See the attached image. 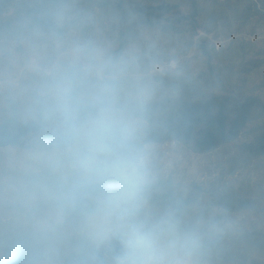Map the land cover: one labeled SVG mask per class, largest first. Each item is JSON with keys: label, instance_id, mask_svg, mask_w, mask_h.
<instances>
[{"label": "rangeland", "instance_id": "1", "mask_svg": "<svg viewBox=\"0 0 264 264\" xmlns=\"http://www.w3.org/2000/svg\"><path fill=\"white\" fill-rule=\"evenodd\" d=\"M35 1L0 20V122L36 126L0 146V224L87 237L88 264H264V0H61L41 22ZM210 97L234 107L227 138H173L162 107ZM130 137L137 162L119 149ZM79 177L102 186L93 214L63 192ZM132 231L149 243L130 246ZM191 239L207 257L184 253Z\"/></svg>", "mask_w": 264, "mask_h": 264}, {"label": "trees", "instance_id": "2", "mask_svg": "<svg viewBox=\"0 0 264 264\" xmlns=\"http://www.w3.org/2000/svg\"><path fill=\"white\" fill-rule=\"evenodd\" d=\"M18 0H0V20L8 10ZM61 0H36L35 6L28 7L26 14L31 17V20L41 22L50 12L51 7L59 5ZM231 101L216 100L214 98H206L204 100H197L194 102H185L183 104H173L168 110L166 105L162 107L161 114L166 116V130L169 131L173 138L185 136L195 142V146L202 148H213L217 142L227 138V127L230 126V119L234 107L230 105ZM250 103L241 104V115L239 116L238 126L235 135L238 133L240 127L251 119ZM36 129L33 124H22L17 118H11L7 121L0 122V146L17 145L21 139ZM150 140L162 141V137L156 134H149ZM133 138L125 139V143L121 140L119 145L124 146L123 149L125 157L137 162L141 153V146L138 142H133ZM149 138L146 139V141ZM264 144V138H263ZM108 149L118 148L113 144L107 146ZM76 188H66L63 190L68 195L70 203L76 205V208L83 211V214H93L94 207L89 205L85 196L90 195L94 191H98L102 186H90L84 178L79 177L76 180ZM103 187L108 189H118L121 187L118 183L105 184ZM82 214V215H83ZM180 226V225H179ZM179 232L184 236L191 237L193 232L188 230L187 225L179 227ZM60 238H62L60 236ZM74 243L68 244L58 243V238L55 240L45 230H35L32 227H24L16 230L12 229V225L2 223L0 224V264H35L48 259L52 253L60 252V260L58 264H88V255L95 252L90 239L87 237L69 238ZM75 247V252L65 254L63 248L69 246ZM185 254L201 255L207 257L210 251L211 244L202 241L201 243L188 241L183 246ZM96 264H102L97 262Z\"/></svg>", "mask_w": 264, "mask_h": 264}, {"label": "clouds", "instance_id": "3", "mask_svg": "<svg viewBox=\"0 0 264 264\" xmlns=\"http://www.w3.org/2000/svg\"><path fill=\"white\" fill-rule=\"evenodd\" d=\"M129 174V178H130ZM149 243V236L141 231H132L129 237V244L133 248H143Z\"/></svg>", "mask_w": 264, "mask_h": 264}]
</instances>
